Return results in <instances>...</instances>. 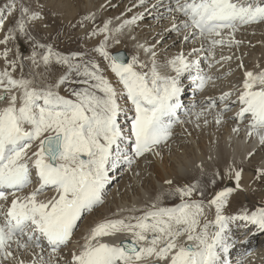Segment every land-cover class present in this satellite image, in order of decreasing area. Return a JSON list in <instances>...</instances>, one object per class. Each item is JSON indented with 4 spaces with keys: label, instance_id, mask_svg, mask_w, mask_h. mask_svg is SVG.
Returning a JSON list of instances; mask_svg holds the SVG:
<instances>
[{
    "label": "snow or ice",
    "instance_id": "snow-or-ice-1",
    "mask_svg": "<svg viewBox=\"0 0 264 264\" xmlns=\"http://www.w3.org/2000/svg\"><path fill=\"white\" fill-rule=\"evenodd\" d=\"M139 2L144 4L145 0ZM16 7L13 2L8 14ZM165 8L169 14L184 17L165 31L179 34L187 30L185 42L200 40L198 48L187 54L181 51L166 61L174 75L162 74L154 46L137 45L151 52L150 64L138 54L128 59L123 52L108 50L110 39L120 43L113 31L119 33L125 25L142 19V13L115 30L109 28L108 21L91 33L105 34L94 51L108 62L118 88L96 60L85 59L86 52L65 54L36 40L30 22L40 19V13L20 5L15 27L0 40L7 44L19 32L33 42L27 58L9 59L8 48L2 54L6 66L0 70V264H231L233 223L264 232V203L254 210L244 207L237 214H225L230 197L241 190V168L234 172L235 187L225 186L210 199L196 181L170 189L172 195L180 197L175 206H161L157 200L142 210L120 209L129 215L113 214L100 220L83 236L82 246L71 252L70 260L57 258L73 241L83 217L104 203L105 187L112 179L109 173L122 164L131 166L136 157L154 152L173 135V126L181 122L176 113L182 107V78L199 90L212 79L201 67L200 54L208 53L214 59L217 46L241 43L235 39L241 27L264 23V0H168ZM7 18L0 15V30ZM23 59L35 67L43 64L45 71L54 64L68 70L55 83L38 81L37 74L31 73L25 76L21 72L16 78L13 73L17 67L23 69ZM225 59L231 57L221 56ZM73 73L76 79H72ZM66 83L79 85L68 89L72 98L58 90ZM235 91L236 101L224 104L216 122L220 123L222 113L231 111V104L238 102L234 119H247V135L258 137L264 145V70L247 71ZM233 94L225 92L218 99L229 101ZM208 101L194 113L197 120L216 107L215 98ZM239 130V126L233 129ZM257 174L264 176V169H258ZM221 179L232 180L233 169ZM35 181L38 187L19 194ZM165 183L172 185L173 181ZM48 190H54L55 195L48 197ZM213 207L214 219H208ZM119 236L124 238L111 242ZM18 252H31L35 258L26 262L18 258Z\"/></svg>",
    "mask_w": 264,
    "mask_h": 264
},
{
    "label": "bare ground",
    "instance_id": "bare-ground-1",
    "mask_svg": "<svg viewBox=\"0 0 264 264\" xmlns=\"http://www.w3.org/2000/svg\"><path fill=\"white\" fill-rule=\"evenodd\" d=\"M41 1L44 2L46 0ZM48 1L49 5L55 3V0ZM86 4V10L80 4L77 6L73 5V2L65 6L63 4L62 6L61 3L52 4L51 6L61 12H68L70 18L75 17L72 19L73 21L76 20L79 23L87 21V23L82 24L81 29L78 28V30L80 29L79 32L77 30V36L83 37L94 31L91 26L93 21H96V26L98 24L104 26L106 22L111 21L109 28L115 30L125 20H131L142 13V19H137L134 23L125 25L119 33L113 31L112 35L119 38L121 47L130 49L132 56L138 54L141 60L149 64L151 52L146 53L143 48H139L137 45L143 44L146 48L154 46L152 50L157 54L156 60L162 74L174 75L166 64V61L173 55L181 51L187 54L191 52L193 47L198 48L200 46L199 38L188 42L183 40L187 30H183L179 34L175 31H165V29H170L173 23H179L180 20L184 19L178 13L169 14L166 12L165 5L168 4V0H162V2L161 0H145L144 4H140L139 0H89ZM153 5L157 6L153 8ZM160 13H164L163 17H160ZM76 14H79V16H76ZM0 15L9 16L7 11L0 13ZM85 17L89 18L85 19ZM104 35L101 37L100 34L96 35L95 39L91 36L92 38H89L85 43L86 47H97L104 39ZM235 39L241 41V43L231 46L227 44L217 46L214 59L208 53L200 54L201 67L212 77L203 90L197 89L194 83L182 78L184 92L180 97L182 107L178 109V112L180 115L184 114L182 118H186V121L183 119L182 123L183 129L187 133V138L172 129L173 135L170 139L159 146L162 151L165 150L168 156H166L167 159H160L162 158L161 153H157L155 157L159 165L162 164L161 167H155L150 163L145 170L141 166L139 168L140 172L138 166H133L140 160V157H136L135 162L131 166L122 164L118 169L113 170L115 174H109L112 179L106 185L105 192L115 180L117 181L119 176L124 175L125 178L122 184L114 185L113 191L110 192L106 199V203L104 201L105 204L103 206H98L87 216L85 221L80 224L79 230L75 232L73 241L68 247L60 250L57 258H62V261L70 260L71 252L82 246L83 236L100 220L106 217L112 218L113 214L120 216L129 215L127 211L119 212L120 209L127 210L135 207L142 210L146 205L157 200H159L161 206L165 207L179 204L180 201L176 203L167 201L168 196H175L171 194L170 189L176 186L199 181L200 185H205L207 196L219 191L223 185L228 184L231 187H235V183L231 180L221 179V177L225 176L227 168H234L235 170L243 168L244 171L240 181L241 190H237L230 197L229 206L225 210L226 215L237 214L244 207L254 210L256 206L264 203V189L258 183L260 179H255L258 178L255 175L257 170L264 169V145L260 144L258 137H249L247 135V119L246 122L234 119L240 108L239 103L231 104V111H224L221 122H216L217 114L224 108V104L236 101L238 93L235 90L242 85L245 73L247 71L259 72L264 70V23L241 27L236 32ZM112 42L110 39L108 43ZM157 42L159 43L157 44ZM87 54L89 58L96 60L101 68L105 69V67H108L107 63L101 61L102 56L98 52L91 51L87 52ZM205 56H209V58L205 59ZM221 56L231 57V59L221 60ZM217 61L219 62L217 63ZM2 62L4 63V61ZM103 63L104 66H102ZM209 64H211L210 67ZM104 75L115 85L109 68L104 70ZM72 79H76L75 73L72 74ZM63 86L69 89L79 85L67 83L61 85L60 90L58 89L61 95L67 93L63 92ZM2 91L3 89L0 88V92ZM225 92H233L234 94L229 101L221 102L218 98ZM67 96L69 97V95ZM209 97L217 100L216 107L197 120L194 113L198 112L201 107L207 106ZM202 101L203 104H201ZM2 106L3 104H0V107ZM205 120H207V123L204 122ZM197 124H199V127H197ZM237 126H239V132L233 131ZM201 165H203V168L200 167ZM146 169L155 173L157 179L147 176ZM217 172L219 176L214 175ZM204 176L205 180H201ZM208 176L210 178L206 179ZM213 179H219L216 180V183L218 184L219 181H222V185L218 188L217 186L209 187ZM166 180H172L173 184H166ZM139 182L141 183L140 185ZM257 185L258 189L256 190ZM34 187L36 186H32L26 189L24 193L19 194H27ZM46 195L51 197L55 195V192L54 190H48ZM252 196L259 197H257V200L253 198V202L247 203V200L251 199ZM108 202L110 206H108ZM135 214L139 215L140 213L136 212ZM214 216L215 209L213 207L208 211V219H214ZM233 224L231 225L230 243L234 247L230 250L229 257L231 264H264V232H258L254 226H249L248 228L237 226L239 231L233 233V229L236 226L235 223ZM245 229L247 232L243 233L242 230ZM123 238L119 236L111 242H119ZM47 251L49 252V249ZM247 252H249L248 255ZM17 256L26 262L35 258L31 252H18Z\"/></svg>",
    "mask_w": 264,
    "mask_h": 264
},
{
    "label": "rangeland",
    "instance_id": "rangeland-1",
    "mask_svg": "<svg viewBox=\"0 0 264 264\" xmlns=\"http://www.w3.org/2000/svg\"><path fill=\"white\" fill-rule=\"evenodd\" d=\"M47 1L48 0H46L44 2L41 0H0V9H4V12H6L8 10V8L11 6V4L13 2H15L16 6H17L16 10L14 12H12L9 16L7 15L8 18L6 19V21H4L5 22L4 27L2 30H0V40H3L5 35L8 34L9 28L15 27L14 22L20 18V10L19 9H20V5L23 4L24 6L29 8L30 12H39L40 13V16H41L40 19L30 22L31 35L34 36L36 38V40H38L39 42L45 43V44L50 43L54 46V48L57 51L63 52L65 54H70L73 52H86L87 53V52L94 51V49H96L99 46L98 45L97 47H93L94 48L93 49V48L86 47V44H85L86 41L89 40V38L93 37V39H95L94 37H96V35L93 36L91 34H88V35L84 36L85 38L83 36H77V33L81 29L80 27H82L83 23L84 24L87 23V21L86 22L81 21V23H79L75 20L76 21L75 22L72 20L75 17L70 18L69 17L70 15L68 14V12H65V11L61 12L59 9L56 10V9H54L53 6H51L52 4H56V3L57 4L61 3V5L63 4L65 6V5H68L70 2L71 3L73 2V5L77 6L80 4V6L82 8H84V10H86V8H85L87 5L86 3L89 0H55V3H51V5H49V3H48L49 1L48 2ZM77 15L79 16V14H76V16ZM96 24H97L96 21L92 22L91 26H92L93 30H95L97 28L96 30L98 31L100 29V27L103 28L102 24H98V26H96ZM78 28H80V29L78 30ZM77 30H78V32H77ZM102 35H104V34L101 33L100 37ZM158 43L159 42H157V44ZM109 45H110V47L108 50L110 52L114 53V52L123 50L126 52L128 57L131 58L132 53H131L130 49H128L127 47H121L119 44H115L113 42L109 43ZM5 48L11 49V51L8 53V58L19 60L22 58H27L28 56L31 55L32 49H33V42L29 41L26 36H23L19 32H16L15 33V39L9 40L7 44L0 43V62H1L0 68H5V66H6L4 56L2 55ZM17 51H19L20 56H17ZM37 51H40V50L37 49ZM85 58L88 59L89 55H87ZM101 58H102L101 61L107 63V65H108V62L106 60H104L103 57H101ZM2 61H4V63ZM23 64H24L23 69H21L20 67H17L15 73H13V75L16 78L20 77L21 72H23V74L25 76H29V74L31 73V74H37V80L38 81H43L46 83H55L58 80V78L61 75H63L64 72H67V70H68L66 66H60V65L54 64L47 71H45L43 64H41L40 67H35L34 65H32V62L28 59H23ZM2 66H4V67H2ZM102 66H104V63ZM107 68L108 67H105V69L104 68H102V69L106 70ZM0 70H2V69H0ZM41 73L43 74V76L38 75ZM112 75H113V79L115 81V85L119 88L120 85H119V82L117 80V77L115 76V74L113 72H112ZM62 90H63V92H67L64 94V96L69 95V97L72 98L71 92L68 91V88H65L63 86ZM63 92H61V93H63ZM183 119H184V121H186L185 120L186 118H183ZM243 122H246V120H244ZM173 131L179 132L181 134V136L187 138V133L183 129V123L182 122H181V124H179L178 126L173 128ZM188 140L190 141L189 138H188ZM157 153L158 154L161 153L162 158H160V159L165 160L168 157L167 154L165 153V150L162 151V148L158 147L157 149L154 150V152L146 153L144 156L140 157V160H138V163L136 162L135 164H133V166L134 167L138 166V170L141 166H142L141 168L143 170H145V168H147L148 164H150V163H151V165H153L155 167H158V166L161 167L162 164L159 165V163L155 159ZM253 156H255V155H253ZM169 158H170V156H169ZM140 161H141V163H140ZM228 169L229 168L226 169L225 175H226V172ZM232 169H233V179L231 181L234 182V172L236 170L234 168H232ZM243 171H244V169H243ZM146 173H147V176H151L154 179H157V176L151 170L146 169ZM255 175L258 176L257 173ZM124 178H125L124 175L119 176L117 181L115 180V182L110 185L109 189L106 190L107 192H105V194H107V195L105 196V203H106V199L108 198V195L110 194V192L113 191L114 185H117V184L121 185ZM209 178L210 177L208 176L206 179H209ZM255 179H257V180L260 179V180H258L259 181L258 183L264 189V176H258V178H255ZM141 180H142V178H141ZM141 180H140V182H141ZM201 180H205V176L202 177ZM215 180H219V179H215ZM140 182H139V185L141 184ZM221 183H222V181H219L218 184L217 183L215 185L211 184L209 187H216L217 186V188H218L219 186L222 185ZM225 186H230V185H228V184L223 185L221 188H223ZM201 187H205V185L202 184ZM257 189H258V185L256 186V190ZM210 194H212V193H210ZM257 197H259V196H256V197L252 196L251 199L247 200V203L253 202L252 201L253 198H255L257 200ZM207 198L210 199L211 196H207L206 199ZM263 200H264V198H263ZM167 201L170 203H176V202L180 201V197L179 196H168ZM109 202H108V206H110V203H111V202L110 203ZM105 203H103L99 207L103 206ZM91 213L86 214V215L88 216ZM86 215L82 219L80 224H82L85 221V219L87 218ZM237 230H238V228L235 227L233 229V232H236Z\"/></svg>",
    "mask_w": 264,
    "mask_h": 264
},
{
    "label": "water",
    "instance_id": "water-1",
    "mask_svg": "<svg viewBox=\"0 0 264 264\" xmlns=\"http://www.w3.org/2000/svg\"><path fill=\"white\" fill-rule=\"evenodd\" d=\"M120 52H123L125 54L126 58H127V55H126V53L124 51H120Z\"/></svg>",
    "mask_w": 264,
    "mask_h": 264
}]
</instances>
